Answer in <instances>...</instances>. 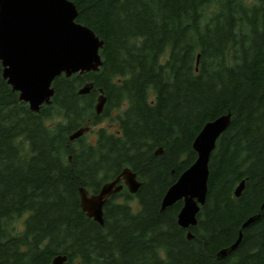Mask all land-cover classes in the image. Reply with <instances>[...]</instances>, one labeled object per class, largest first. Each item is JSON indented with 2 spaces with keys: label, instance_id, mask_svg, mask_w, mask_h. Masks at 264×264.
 Returning <instances> with one entry per match:
<instances>
[{
  "label": "trees",
  "instance_id": "trees-1",
  "mask_svg": "<svg viewBox=\"0 0 264 264\" xmlns=\"http://www.w3.org/2000/svg\"><path fill=\"white\" fill-rule=\"evenodd\" d=\"M72 1L104 41L98 71L58 76L35 112L0 61V264H51L60 253L71 264H264V0ZM229 112L189 239L183 201L162 209V199L196 160L203 126ZM107 119L116 130L98 128L94 142L69 139ZM127 167L141 187L111 195L101 225L79 189L98 193Z\"/></svg>",
  "mask_w": 264,
  "mask_h": 264
},
{
  "label": "water",
  "instance_id": "water-1",
  "mask_svg": "<svg viewBox=\"0 0 264 264\" xmlns=\"http://www.w3.org/2000/svg\"><path fill=\"white\" fill-rule=\"evenodd\" d=\"M79 11L72 0H0V61L3 78L19 99L29 104L31 110L39 112L50 104L55 94L54 81L65 74H82L98 71L103 64L101 50L104 41L89 26L77 20ZM93 82H86L79 90L88 94ZM95 104L97 114L105 108L107 97L102 90ZM232 113L208 121L193 142L196 160L184 170L163 196L161 207L166 209L182 200L178 214L180 226L189 229L188 238H193L190 228L198 223V213L208 194L209 162L219 137L228 129ZM90 122L70 134L72 141L86 134ZM162 148L157 154L162 153ZM142 182L131 168L104 183L98 193H90L86 187L79 189L81 207L87 215L104 225V206L108 198L126 186L135 194ZM245 187L242 180L235 195L240 196ZM264 207V203L262 208ZM259 216L249 217L242 225L247 227ZM242 231L235 243L219 252L226 257L237 249ZM51 264H71L67 254H57Z\"/></svg>",
  "mask_w": 264,
  "mask_h": 264
},
{
  "label": "rangeland",
  "instance_id": "rangeland-1",
  "mask_svg": "<svg viewBox=\"0 0 264 264\" xmlns=\"http://www.w3.org/2000/svg\"><path fill=\"white\" fill-rule=\"evenodd\" d=\"M116 112L115 111H112V115H114ZM100 127H107L108 129L110 130H116V123L115 121H110L109 119L107 120H104L102 121L100 124L98 125H94L92 126L89 131L86 133V135L88 136V138L91 140V141H95V137H96V130ZM119 200H123V198H119ZM21 222V221H20Z\"/></svg>",
  "mask_w": 264,
  "mask_h": 264
},
{
  "label": "flooded vegetation",
  "instance_id": "flooded-vegetation-1",
  "mask_svg": "<svg viewBox=\"0 0 264 264\" xmlns=\"http://www.w3.org/2000/svg\"><path fill=\"white\" fill-rule=\"evenodd\" d=\"M100 93V92H99Z\"/></svg>",
  "mask_w": 264,
  "mask_h": 264
}]
</instances>
